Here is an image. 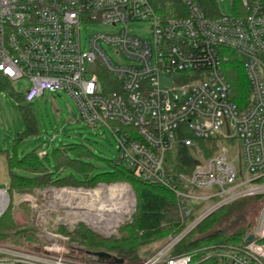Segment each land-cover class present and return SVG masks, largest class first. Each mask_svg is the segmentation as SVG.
<instances>
[{"label":"built area","instance_id":"obj_1","mask_svg":"<svg viewBox=\"0 0 264 264\" xmlns=\"http://www.w3.org/2000/svg\"><path fill=\"white\" fill-rule=\"evenodd\" d=\"M239 2L241 14L211 18L197 0H165L164 13L149 0H0V78L26 81L13 90L26 104L66 94L78 120L113 134L116 165L176 197L182 230L138 264H191L190 254L172 250L201 221L232 202L264 200V0ZM137 22L148 23L147 34L131 32ZM82 25L114 31L91 34L82 46ZM227 52L245 69L242 106L222 70ZM213 138L238 145L198 158L188 174L165 170L176 142ZM9 203L7 187L0 189V218ZM252 235L244 246L221 245L218 263L264 264V211ZM55 249L43 255L0 243V264H82Z\"/></svg>","mask_w":264,"mask_h":264},{"label":"rangeland","instance_id":"obj_2","mask_svg":"<svg viewBox=\"0 0 264 264\" xmlns=\"http://www.w3.org/2000/svg\"><path fill=\"white\" fill-rule=\"evenodd\" d=\"M214 3L219 14H241L239 0H214ZM129 27L131 32L145 35L148 23L137 22L130 24ZM113 31L102 25H82L80 29L82 46H86L91 34ZM103 48L115 64L124 62L121 57L115 55L112 49ZM226 54L231 61L233 54L230 52ZM222 70L231 86V91L236 90L237 83L239 87L242 80L247 82L244 66L239 61L234 64H223ZM192 80L188 79L186 82L190 83ZM171 82L166 79L161 80V84L166 87L171 86ZM27 87L26 81L12 84L13 90L18 93ZM31 104L30 117L36 131L31 135H26L28 115H24L21 108L26 103L21 105L7 92L0 90V151L16 152L20 156L37 150L41 155L45 153L50 155L54 147L60 148L63 144L75 143L83 144L93 152L97 158L90 162L99 171L106 168V161L116 159V142L110 130L106 127H87L78 120L76 105L66 94L44 95ZM244 104L245 99H242L239 105ZM53 136L55 139L52 140ZM188 136L192 137L190 134ZM231 146L236 149V146ZM197 154L198 158H203L199 149H197ZM165 160L171 162L172 155L167 153ZM7 182V169L4 157L0 153V189H4ZM116 193H122L125 203L127 202V207L123 210L115 209L119 208L122 202L119 203L116 199ZM136 204L137 196L134 186L124 180L99 182L92 188L49 185L43 188H33L21 194L13 193L9 209L7 208L9 211L7 216H10L16 227L14 231L9 232L10 241L0 243L41 254H43L44 247L56 246L54 252L59 249L64 250L63 255L73 262L111 264L99 263L96 261L97 258L81 252L86 251L87 248L77 239L76 232L89 231L105 240H117L120 238L121 227L131 223L136 212ZM226 210L227 207L212 214L219 217L226 213ZM263 211L264 200L253 202L243 213L229 216L219 229L228 234L242 229H245L247 233H253L259 225ZM20 232H24V235H18ZM27 236L30 238H26ZM170 237H172L170 234H166L148 246L138 249L137 253L143 258L144 254L148 255L152 250L161 248Z\"/></svg>","mask_w":264,"mask_h":264},{"label":"trees","instance_id":"obj_3","mask_svg":"<svg viewBox=\"0 0 264 264\" xmlns=\"http://www.w3.org/2000/svg\"><path fill=\"white\" fill-rule=\"evenodd\" d=\"M149 1L161 13L166 12L163 8L165 0ZM197 1L207 17L212 18L220 15L216 11L214 0ZM237 62L238 60L232 56L229 63ZM0 90L7 92L21 105L25 103L23 96L15 93L11 84L1 78ZM248 95V82L243 80L239 87L237 83L236 90H232V99L236 103L241 102L242 99H245L246 103ZM31 106L32 104H26L21 107L24 115H28L26 135H31L36 131L34 122L30 117ZM229 144L236 147L238 145L235 140L223 141L220 138L195 140L190 147H186L181 142H176L168 152L172 155V161H166L165 170L175 174H188L198 163L197 149L200 150L203 158H208L213 156L221 147L228 148ZM0 153L4 157L7 169L8 182L6 187L10 198L13 193L21 194L31 191L33 188H43L49 185L92 188L99 182L124 180L134 186L137 196L136 212L131 223L121 227L119 239L109 241L89 231L80 230L76 232L77 239L87 248L86 251H81L86 255L93 252H106L117 258H122L124 264H138L157 251V249L152 250L148 255L144 254L141 258L137 253L138 249L148 246L166 234L174 237L183 228L178 201L169 190L157 183L145 182L135 178L127 168L116 165L114 160L106 161V168L99 171L90 162L97 157L83 144H63L60 148L54 147L50 155L48 153L41 155L37 150L20 156L16 152L9 153L7 150H1ZM257 201H261V198L242 199L222 207L215 214L227 207L226 213L219 217L211 214L173 248L172 254H190L191 264H219L216 253L220 250L221 245L244 246L248 244L246 238L252 235V233H247L245 229L228 234L220 230L219 227L229 216L243 213L253 202ZM7 210L0 218V242L10 241L9 232L14 231L16 227L10 216H7L9 214ZM18 235L22 236L24 232H20ZM26 238L29 239L30 237L27 236ZM258 242L264 244V239H259ZM87 258L89 259V257ZM96 261L109 263L98 259Z\"/></svg>","mask_w":264,"mask_h":264},{"label":"water","instance_id":"obj_4","mask_svg":"<svg viewBox=\"0 0 264 264\" xmlns=\"http://www.w3.org/2000/svg\"><path fill=\"white\" fill-rule=\"evenodd\" d=\"M253 238L254 236L250 235L246 238V240L251 241L253 240ZM89 255L97 258L98 260L108 261L111 264H123L124 263V260L122 258H117L106 252H93V253H90Z\"/></svg>","mask_w":264,"mask_h":264},{"label":"bare ground","instance_id":"obj_5","mask_svg":"<svg viewBox=\"0 0 264 264\" xmlns=\"http://www.w3.org/2000/svg\"><path fill=\"white\" fill-rule=\"evenodd\" d=\"M116 194H117V198L116 199L119 200V203H120V201H122V202L120 203V207L119 208H115V209H122L123 210L125 207H127V205H126L127 202L125 203V200L123 199L124 196H123L122 193H120V194L116 193ZM122 210H119V212L123 213Z\"/></svg>","mask_w":264,"mask_h":264}]
</instances>
